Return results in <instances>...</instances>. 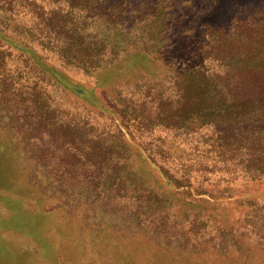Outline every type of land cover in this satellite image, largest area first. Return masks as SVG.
<instances>
[{"label":"rangeland","instance_id":"374dc122","mask_svg":"<svg viewBox=\"0 0 264 264\" xmlns=\"http://www.w3.org/2000/svg\"><path fill=\"white\" fill-rule=\"evenodd\" d=\"M25 1L40 3V0H0V3L13 5L10 14L13 18L6 16L14 23L12 35L35 47L37 59L46 67L34 69L16 49L0 43V264H264V183H252L248 187L243 183L245 190L238 186L235 193L246 195L251 201L254 199L249 206L241 205L240 200L205 201L183 193L174 194L164 186L165 175L148 163L150 156L153 162L178 175L189 174L192 164L204 162L210 166L219 161L215 152L208 151L209 144L201 137L204 130L186 142L182 135L162 126L137 130L135 125L139 118H134L133 114L142 105H152L148 89L156 93L167 85L170 80L169 74L165 75L167 65L152 58L143 59L135 51H125L90 73L74 62H66L55 48L36 39L30 26L36 24L37 15L30 8L16 7ZM44 2L52 3L53 8L58 6L52 0ZM206 2L209 0H167L172 8L188 6L192 11H184L187 19L198 16L192 4L204 7ZM212 3H217L218 10L227 8L222 17L225 16L224 22H229L236 13L246 17L251 7L257 3L264 5V0H213ZM204 11L200 16L218 19V13ZM130 16L133 19L134 12ZM135 20L129 25L137 34L142 19L135 17ZM181 21H173L167 38L170 43L162 45L166 50L178 49L189 40L183 37L190 34V30L186 32ZM206 36V30L198 27L194 29L193 41L200 44ZM188 49L192 51L193 46ZM175 62L177 68H182L196 60L181 56ZM53 71L60 75L61 81ZM62 79L84 87L88 97L77 95ZM36 97H41L45 109H57L58 119L77 125L73 133L97 139L102 147L126 149L129 159L122 160L120 174L128 175L123 182L111 183L109 176L114 169L111 160L104 165V159L93 157L75 164L66 153L61 158L68 145L62 140L64 130L53 137L44 129L35 132L27 129L25 111H32L31 102L33 99L37 102ZM119 108H124L135 120L129 123L130 129L144 132L137 143L124 146L113 143L117 124L128 120ZM12 117L20 119L16 126L12 124ZM22 128L34 134L26 148L15 134V129ZM80 139L77 138L76 148L81 145ZM44 142L52 152L48 162L73 163L75 174L89 171L86 168L95 161L106 170L102 178L98 175L99 184L89 177L87 188L78 191L59 176L40 168L39 165L45 163L38 162V148ZM202 151L207 153L201 156ZM208 175L209 180L219 179L216 174ZM196 183L209 185L201 179ZM150 186L164 193L162 209L147 205L146 192ZM164 211L173 215L170 219L175 225L173 238L162 231L166 221ZM155 224L161 228L157 229ZM203 224L207 225V230Z\"/></svg>","mask_w":264,"mask_h":264},{"label":"trees","instance_id":"16d2710c","mask_svg":"<svg viewBox=\"0 0 264 264\" xmlns=\"http://www.w3.org/2000/svg\"><path fill=\"white\" fill-rule=\"evenodd\" d=\"M52 1L53 4H58L56 8L44 0H40L39 4L35 1L27 4L25 1L16 7L30 8L37 15L36 24L30 26L33 28V35L37 40L41 39L47 47L55 48L66 62H74L79 68L94 73L108 60L112 61L125 51H135L143 59L152 58L155 62H164L167 65L165 75L169 74L170 78L167 85L159 88L156 93L148 89L152 105H142L133 114L134 118H139L135 125L137 130H153L160 126L170 128V131L182 135L183 142L204 130L201 137L209 144L208 151L215 152L219 161L210 166L204 162L192 164L189 166V174L182 172L174 175L166 166L153 162L149 156L148 163L157 167V172L165 175L164 186H168L174 194L183 193L205 201L240 200L244 206L253 204L254 199L251 201L248 196L235 192L238 186L242 188L243 183L247 187L252 183H264V12L261 11L264 5L257 3V6L251 7L247 12L246 17L236 13L229 22H224L225 16H222L227 8L216 9L218 6L217 3H212L213 0L206 2L204 7L192 4L198 16L188 19L185 12L192 10L187 5L172 8L167 0H145L143 3H138V0ZM10 4L0 3V43L16 49L24 57V62L34 69L37 66L46 67L37 59L35 47L31 48L23 38L12 35L14 27L11 26L14 23L10 14L14 7ZM203 10L207 14L218 13V19L214 21L213 17L208 19L209 16H200ZM131 12H134L136 18L142 19L138 28L140 32L137 34L132 32L129 25L135 20V17L131 18ZM181 19L184 30H190V34L183 38L189 40L178 49L166 50L162 45L167 46L170 43L167 38L173 21ZM198 27L205 29L207 35L200 44L193 41L194 29L197 30ZM192 46L193 49L189 52L188 48ZM181 56L196 62L177 68L175 61ZM53 74L61 81L56 71ZM62 82L77 95L88 97V91L84 87L63 79ZM36 98L37 102L34 99L31 102L32 111H25L27 116L24 126L27 129L32 132L44 129L53 137L59 130H64L62 140L64 145H68L65 152L62 151L61 158L68 155L75 164L93 157L104 159V165L111 160L114 166L109 176L111 183L118 185L123 182L128 175L120 174L123 172L122 160L129 159L126 149L102 147L97 144V139L73 133L77 130V125L61 121L58 119L57 109H45L41 97ZM119 111L127 115L128 120L126 123L117 124L118 130L113 136V143H122L123 146L137 143V138H141L144 132L130 129L129 123L135 120L124 108H119ZM141 113L145 115H140ZM11 119L15 126L20 121L19 118ZM15 134L25 148L34 135L23 128L15 129ZM78 137L83 142L80 139L81 145L76 148ZM49 148L46 142L38 148V162L45 163L38 164L39 167L53 173L57 178L59 176L71 189L84 190L90 182L89 177L98 185V175L102 178L106 172L92 161L86 168L89 171L75 174L73 163L64 160H60L61 163L58 160L49 163L48 156L52 153ZM205 153L207 151H202L201 156ZM35 157L38 158L36 155ZM208 174H216L215 177L219 179L209 180L206 178ZM199 179L206 180L209 185L197 184ZM134 180L137 181L135 178ZM238 180L239 183L236 184ZM150 187L149 192H146L149 200L147 205L151 208L156 205L162 209L165 205L164 193ZM164 213L166 221L162 225V231L169 238H173L172 229L175 225L170 220L173 215L167 211ZM154 227L161 228L156 224Z\"/></svg>","mask_w":264,"mask_h":264}]
</instances>
